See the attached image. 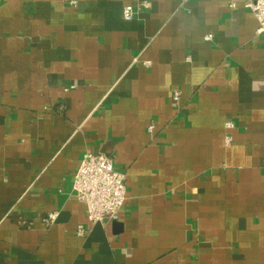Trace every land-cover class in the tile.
<instances>
[{
    "label": "crops",
    "instance_id": "0c3cea01",
    "mask_svg": "<svg viewBox=\"0 0 264 264\" xmlns=\"http://www.w3.org/2000/svg\"><path fill=\"white\" fill-rule=\"evenodd\" d=\"M144 1L0 0V264H264V32L246 0ZM85 152L126 200L79 236Z\"/></svg>",
    "mask_w": 264,
    "mask_h": 264
},
{
    "label": "built area",
    "instance_id": "2783aa9c",
    "mask_svg": "<svg viewBox=\"0 0 264 264\" xmlns=\"http://www.w3.org/2000/svg\"><path fill=\"white\" fill-rule=\"evenodd\" d=\"M133 1L141 6L149 5L144 0ZM245 6L252 11L257 20L256 33L264 32V0H246ZM134 10L133 4H126L122 10L123 17L131 19ZM172 99L174 102L177 101L178 92H174ZM226 125L233 126L231 121H227ZM148 129L151 130L152 125ZM226 141H230V137H226ZM72 189L84 206L87 220V224L80 223L76 226L77 235L84 236L89 230V225L115 221L119 218L126 200L125 174L113 167L112 160L107 155L100 152H85L73 175ZM55 217V213L48 214L51 221Z\"/></svg>",
    "mask_w": 264,
    "mask_h": 264
}]
</instances>
